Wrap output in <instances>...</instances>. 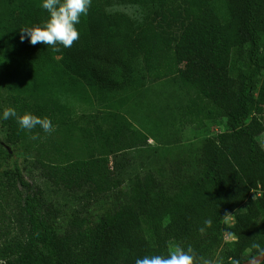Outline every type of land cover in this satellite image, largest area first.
<instances>
[{"label":"trees","instance_id":"obj_1","mask_svg":"<svg viewBox=\"0 0 264 264\" xmlns=\"http://www.w3.org/2000/svg\"><path fill=\"white\" fill-rule=\"evenodd\" d=\"M40 3L0 0V112L55 128L0 120V264H135L177 243L209 264L247 262L264 234V0H92L79 39L58 52L21 40L47 18ZM71 95L103 109L78 120ZM221 120L227 131L199 146L180 137ZM41 140L44 157L62 155L39 160L45 179L84 195L66 219L9 163ZM150 141L153 168L126 172ZM71 142L83 158L65 153Z\"/></svg>","mask_w":264,"mask_h":264},{"label":"clouds","instance_id":"obj_2","mask_svg":"<svg viewBox=\"0 0 264 264\" xmlns=\"http://www.w3.org/2000/svg\"><path fill=\"white\" fill-rule=\"evenodd\" d=\"M92 0H41L40 7L47 13V18L40 23L22 28L21 40L28 39L32 45L38 43L51 47L53 51H60V46L69 48L79 39L77 25L81 17L86 16ZM15 119L19 128L31 134L39 126L44 132L55 130L52 121L45 117H38L30 112L18 115L14 108H4L0 112V120ZM30 139H38L37 135H30ZM205 225L211 221L206 220ZM201 233L204 229H200ZM135 264H209L207 259L198 257L191 246L171 244L166 255H145L137 258ZM232 264H239L233 261ZM246 264H264V244L257 242L252 245V252Z\"/></svg>","mask_w":264,"mask_h":264},{"label":"rangeland","instance_id":"obj_3","mask_svg":"<svg viewBox=\"0 0 264 264\" xmlns=\"http://www.w3.org/2000/svg\"><path fill=\"white\" fill-rule=\"evenodd\" d=\"M124 12L135 15L134 9H122ZM233 60H235V54L233 55ZM237 71L236 64L233 65V73L235 75ZM161 92H167V87H159L158 89ZM70 101V108L72 109V114L75 116V118H79L80 116L84 114L93 113L98 110H102L103 107L96 103L95 101L92 102H84L83 99H80L77 96L71 95L68 96ZM117 98L123 97V95L119 94L116 96ZM0 101H2L0 99ZM92 104V105H91ZM139 118V117H138ZM79 120V119H78ZM133 122L136 121L133 118ZM138 122V120H137ZM139 123H141L139 121ZM139 123L137 125L139 126ZM84 121L79 122V127H84ZM227 131V125L225 120H221L218 122H206V125L204 128L196 129V127L187 126L185 128L180 137L182 141H184L185 144H193L195 146H199L202 141L208 137H215L223 132ZM54 140H59V137L53 136ZM4 140V134L0 135V143H3ZM261 144L264 148V134L260 138ZM32 142V141H31ZM30 141L28 143H25V145H19L15 150V155L12 161L9 163L12 164L13 161L18 160L20 165L22 166V169H24V175L26 177V180L33 186L37 187L38 189H41L49 201V203H52L54 205H57L60 207L62 212V217L65 219L68 215L71 214L76 209H80L82 205L84 204V195L81 194V196H78L77 194H74L72 192L65 191L63 189H60L58 187H54V185L50 182H48L45 179L44 171L41 168V165L39 163V160L47 161L48 159H56L58 162L60 159H62V155L56 152H50L49 157H44V154H46V150L44 149V146H48L49 143H46L44 140H41V143H31ZM51 143V142H50ZM158 146V143L154 141H150V145L146 147L145 149L141 150L142 153H139V150H133L129 152L130 156H136L137 157V165L138 169H132V170H126V172H130V174H139L143 175L150 171L151 167L153 168L154 165L152 163H149L150 156L152 157L155 155V148ZM71 148L65 153H70V156H74L75 158H83L84 153L81 150L82 148L79 147V145H75L71 142ZM168 150V149H165ZM160 153H164V151H160ZM120 158H118L119 160ZM120 165L123 164L124 158L119 160ZM2 162V161H1ZM142 163V167L140 164ZM114 157L111 159V168H114ZM146 164V165H143ZM123 166V165H122ZM137 170V171H136ZM127 178V176H126ZM126 180V179H125ZM127 181L125 182L124 186H126ZM9 213V212H8ZM10 214V213H9ZM8 218H6L7 220ZM257 242H260L264 244V234L262 235V238L259 239ZM252 252V247L248 249L247 253ZM223 259L222 256L218 259ZM218 264V263H216Z\"/></svg>","mask_w":264,"mask_h":264},{"label":"water","instance_id":"obj_4","mask_svg":"<svg viewBox=\"0 0 264 264\" xmlns=\"http://www.w3.org/2000/svg\"><path fill=\"white\" fill-rule=\"evenodd\" d=\"M243 264H246V262H245V263H243Z\"/></svg>","mask_w":264,"mask_h":264}]
</instances>
